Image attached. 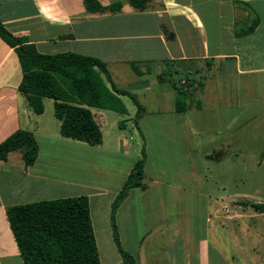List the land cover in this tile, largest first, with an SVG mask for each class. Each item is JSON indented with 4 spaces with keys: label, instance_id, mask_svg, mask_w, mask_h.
Segmentation results:
<instances>
[{
    "label": "crops",
    "instance_id": "obj_1",
    "mask_svg": "<svg viewBox=\"0 0 264 264\" xmlns=\"http://www.w3.org/2000/svg\"><path fill=\"white\" fill-rule=\"evenodd\" d=\"M97 1L120 10L87 11L84 0H0V21L42 54L69 52L107 64L117 89L141 94L143 142L133 151L134 133L127 123L120 127L121 114L99 109L91 112L102 131L100 146L63 138L56 118L43 120L45 101L42 115L29 109L19 93L18 57L0 38V144L27 130L39 146L31 167L20 152L0 161V264H24L8 208L81 196L89 199L101 264H122L111 206L143 151L146 189L131 190L116 214L122 248L137 264H264V213L253 207L264 198L259 190L235 199L213 195L205 166L216 154L225 156L229 143L209 147L211 129L203 128L221 124L224 131L215 135H224L238 125L244 105L264 100V0H149L143 12L128 0ZM251 12L257 28L236 37ZM163 70L172 81H158ZM186 74L194 84L187 111L178 113L173 77L182 75L178 85H185ZM229 77L240 80L234 85ZM206 106L230 116L221 121L217 113L215 122L202 125L192 113Z\"/></svg>",
    "mask_w": 264,
    "mask_h": 264
},
{
    "label": "trees",
    "instance_id": "obj_2",
    "mask_svg": "<svg viewBox=\"0 0 264 264\" xmlns=\"http://www.w3.org/2000/svg\"><path fill=\"white\" fill-rule=\"evenodd\" d=\"M139 12L147 8L149 0H128ZM87 11L105 13L119 11L120 6L103 8L97 0H84ZM238 5V3H235ZM244 6H246L244 4ZM248 8V7H247ZM259 18L250 13L245 30H235L236 37L255 31ZM0 38L14 49L22 71L19 93L27 100L29 109L36 116L45 111L44 101H54V116L60 123V135L90 146H100L103 135L91 109L112 111L121 115L127 109L121 98H129L137 111L136 126L145 109L137 96L117 89L107 64L97 58L74 53L42 54L26 37L11 33L0 21ZM137 74L139 68L133 64ZM172 75L163 72L158 81H172ZM194 81L186 74V84L172 83L176 93V111L188 109V91ZM126 122L120 124L122 125ZM20 152L26 168L35 164L39 146L30 131L18 130L0 144V161H7L11 153ZM146 153L143 151L123 189L111 206L110 220L113 239L122 264H137L136 259L121 245L116 214L133 189L145 190L144 168ZM264 213V205H254ZM7 218L24 264H101L86 196L16 205L7 209Z\"/></svg>",
    "mask_w": 264,
    "mask_h": 264
},
{
    "label": "rangeland",
    "instance_id": "obj_3",
    "mask_svg": "<svg viewBox=\"0 0 264 264\" xmlns=\"http://www.w3.org/2000/svg\"><path fill=\"white\" fill-rule=\"evenodd\" d=\"M163 72L165 71L163 70ZM182 78V75H175L173 81L179 84ZM228 80L236 85L240 79L229 77ZM136 95L140 102L141 94L137 93ZM123 102L130 111V116L126 114L116 115V117L119 118V121H126L128 133H134L133 139L135 141H133V143L135 144V148L133 151H136V146L143 142L141 135L137 131L134 119H131L134 118L137 109L129 98L124 97ZM45 104L46 113L44 115L45 119L43 120H50L57 123L54 117V101L47 99L45 100ZM244 106L241 113L242 118L238 122V125L231 126V130H227L224 135H215L216 130H223V125L221 124H207L203 126V128L211 129L209 133L212 135V139H210L212 144L209 147L218 148L226 141L229 143L225 151V156L219 157L216 154L214 157L215 161L205 166V173L209 180L213 195L215 196L223 195L224 197L235 199L236 194L239 192L253 194L254 191L259 190L260 196L264 198V100L259 99V102L253 106ZM149 107L152 108L153 105ZM221 112H217L219 113V117H217L221 119V121L230 116L229 113L226 115L225 112L224 116ZM217 113L215 109L206 106L203 111H194L192 115L195 118L197 116V118L202 119V125H204L207 123L206 120L212 121V118H216ZM215 118L213 122H215ZM208 137L209 136H207L205 140H207ZM198 139L201 141L203 140L201 138ZM235 141L238 143L237 145H235ZM236 155H238L237 158ZM85 166H89V164L85 163ZM86 175L85 173V176ZM101 253L103 254L102 250Z\"/></svg>",
    "mask_w": 264,
    "mask_h": 264
}]
</instances>
